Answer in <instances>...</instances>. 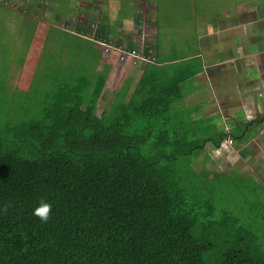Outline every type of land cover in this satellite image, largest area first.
Masks as SVG:
<instances>
[{
  "label": "trees",
  "instance_id": "16d2710c",
  "mask_svg": "<svg viewBox=\"0 0 264 264\" xmlns=\"http://www.w3.org/2000/svg\"><path fill=\"white\" fill-rule=\"evenodd\" d=\"M64 59L28 91L0 81V264H264V186L241 164L211 172L207 150L242 149L264 115L225 131L171 110L180 82L146 79L127 100L107 90L109 65L91 78Z\"/></svg>",
  "mask_w": 264,
  "mask_h": 264
},
{
  "label": "crops",
  "instance_id": "0c3cea01",
  "mask_svg": "<svg viewBox=\"0 0 264 264\" xmlns=\"http://www.w3.org/2000/svg\"><path fill=\"white\" fill-rule=\"evenodd\" d=\"M97 1L60 0L57 4L56 0H13L21 10L0 3V7L7 9L0 10V24L12 29L10 37L5 39L7 35H4L0 42L8 48L10 63L16 70L11 79L17 90L26 85L24 73L33 49L52 47L60 52L54 60L35 61L33 73L28 75V87L20 92L29 90L36 71L47 69L52 62L59 64L65 58V64H88L90 68L95 65L94 76L89 72L91 78L109 65L107 90L120 91L127 100H134L135 95L144 92L142 83L146 79L158 88L180 82L182 100L173 104L171 110L190 112L193 121L218 118L225 131L232 129L231 122L238 121L228 120L240 118L242 123L264 115L254 99L257 93L260 98L264 92V9L259 0L254 4L251 1V7L244 0L246 3L237 5L236 9L229 8L222 0H148L146 11L153 33L147 51L157 62L135 67L120 64L115 55H105L91 39L142 53V49L134 50L139 39L136 0L121 1L114 7L107 0L100 10L94 7ZM18 21L23 26L15 31ZM17 32L23 37L21 46L16 43ZM66 47H70L67 54ZM20 60L23 66L16 69ZM169 90L172 92L173 87ZM193 94L197 100H189ZM225 103L231 106L223 110L224 116L221 108ZM260 128L263 131L264 124ZM260 136L258 131L249 143H256ZM244 169L245 174L256 176Z\"/></svg>",
  "mask_w": 264,
  "mask_h": 264
},
{
  "label": "rangeland",
  "instance_id": "374dc122",
  "mask_svg": "<svg viewBox=\"0 0 264 264\" xmlns=\"http://www.w3.org/2000/svg\"><path fill=\"white\" fill-rule=\"evenodd\" d=\"M60 0H56V3L58 4ZM82 1V0H79ZM107 0H98L96 3H94V7H96L97 10L100 9H104V3ZM121 1H125V0H111V6L114 7L116 4H118ZM224 3H226L228 5L229 8L236 9L237 5H242L243 3H246L244 0H222ZM254 4L255 0H247V5L250 6V3ZM56 4V6H57ZM147 4H148V0H136L135 3V9L137 6L138 10L137 12H140L142 10H148L147 9ZM259 5H261V7L264 9V0H259ZM63 6L60 3V9ZM125 8H127V5H124ZM251 7V6H250ZM0 10H7L4 7H0ZM15 22L16 19L14 18ZM117 21H119V19H117ZM148 22H149V18H148ZM150 23V22H149ZM20 25L23 26L21 21H18V24H16V28L14 29L15 31L21 29ZM10 27V26H9ZM255 30H257L255 28ZM12 32V29L8 28L6 25H1L0 24V37H4V35H7V37L5 39H7L8 37H10ZM20 33L17 32L16 33V39H17V45L21 46V42H22V38L21 35H19ZM151 43H145L143 44H139V47L137 45H135L136 48H134V50L136 51H140V49L146 50L148 49V46H151ZM0 45H2L3 47H0V81L6 82V78L8 77V75L10 76V79L13 77V75H15L14 72H12L13 66L10 63V57L9 52H8V48L5 47L1 42ZM38 46V45H37ZM114 47V46H113ZM120 47V46H117ZM116 47V48H117ZM102 49V47H101ZM128 49V48H127ZM52 47H35V49H33L32 54L30 55L29 58V62L27 64V69L26 72L24 73V75L26 74L27 77V82L26 85L24 87H21L22 89H27L28 87V79L31 76V74L33 73V66H34V62L35 61H49V60H54L58 50L60 52V49H55L54 53H52ZM52 53V55H51ZM110 57H114L113 55H111ZM128 64V63H125ZM132 66V65H131ZM31 67V70L28 68ZM9 68L11 69V71H9ZM28 73V74H27ZM23 75V76H24ZM29 75V77H28ZM6 76V77H5ZM12 76V77H11ZM19 85L17 84V87ZM21 88H18L19 91H22ZM24 91V90H23ZM261 97L259 98V94L257 93L255 96V100H256V104L259 108L262 109V111L264 112V92H261ZM189 100H197L195 98V94H193L191 97H189ZM188 103V102H187ZM236 103V101H234L232 103V105ZM184 105L186 103H183ZM209 103L206 104V106H208ZM228 106H231L227 103L224 104V106L221 108V114H223L224 116L226 115L225 112H223L224 109H226ZM254 119V118H253ZM250 119V120H253ZM248 120V121H250ZM226 131H229L226 129ZM260 131V139L256 142V143H248L247 145L243 146L242 149H239L237 147H235L231 141L225 142L222 144V148L220 149H213V148H209L207 147V150L209 152V155L211 157L209 163H208V168L211 172H223L225 170H229L231 169L232 166L239 165L241 164L243 167L239 168V173L240 174H245V169L247 168L250 171H252L253 173H255L256 176H253L256 182H259L260 180L263 181L264 179V147L262 146V140L264 139V130L262 131V128L259 129ZM264 141V140H263ZM260 181V183H261ZM264 182V181H263ZM260 231L257 233L256 232V236L258 238L260 237H264V231L262 230V226L263 223H260ZM263 246V251H264V242L262 243Z\"/></svg>",
  "mask_w": 264,
  "mask_h": 264
},
{
  "label": "bare ground",
  "instance_id": "6f19581e",
  "mask_svg": "<svg viewBox=\"0 0 264 264\" xmlns=\"http://www.w3.org/2000/svg\"><path fill=\"white\" fill-rule=\"evenodd\" d=\"M144 45V44H143ZM102 50L105 51L106 48L102 47ZM108 50V55L107 56H111V55H115L118 58V62L120 64H125L128 63L130 65H132V67H135L138 64H143L145 66L147 65H153L156 64V59L150 57L146 51L143 49L142 53H136V52H130L127 51L126 49H123L121 47H110L107 49ZM136 54L138 56V58L136 59L133 55Z\"/></svg>",
  "mask_w": 264,
  "mask_h": 264
},
{
  "label": "built area",
  "instance_id": "2783aa9c",
  "mask_svg": "<svg viewBox=\"0 0 264 264\" xmlns=\"http://www.w3.org/2000/svg\"><path fill=\"white\" fill-rule=\"evenodd\" d=\"M140 14V19L138 21V40L136 41L135 45H139V44H145V43H150L152 41V28L150 23L148 22L147 18H146V10H142L139 12ZM95 44L99 45L100 47H104L106 48L104 52L105 55H108V48H110V46L106 45L104 42H101L100 40H96V39H91ZM136 59L138 58V56L136 54L133 55Z\"/></svg>",
  "mask_w": 264,
  "mask_h": 264
},
{
  "label": "clouds",
  "instance_id": "9594fccd",
  "mask_svg": "<svg viewBox=\"0 0 264 264\" xmlns=\"http://www.w3.org/2000/svg\"><path fill=\"white\" fill-rule=\"evenodd\" d=\"M52 211V205L41 199L39 205L35 207L33 215L38 217L41 222H47Z\"/></svg>",
  "mask_w": 264,
  "mask_h": 264
}]
</instances>
